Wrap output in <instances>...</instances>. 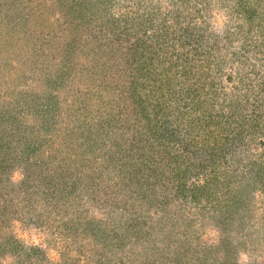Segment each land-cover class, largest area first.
I'll use <instances>...</instances> for the list:
<instances>
[{
  "label": "rangeland",
  "instance_id": "rangeland-1",
  "mask_svg": "<svg viewBox=\"0 0 264 264\" xmlns=\"http://www.w3.org/2000/svg\"><path fill=\"white\" fill-rule=\"evenodd\" d=\"M0 197V264H264V0H0Z\"/></svg>",
  "mask_w": 264,
  "mask_h": 264
},
{
  "label": "trees",
  "instance_id": "trees-1",
  "mask_svg": "<svg viewBox=\"0 0 264 264\" xmlns=\"http://www.w3.org/2000/svg\"><path fill=\"white\" fill-rule=\"evenodd\" d=\"M185 53H184V55H185ZM62 64L69 66L67 59H65ZM94 80H95L94 82H96L97 77H94ZM170 82H171L169 84L170 89L176 91L174 83L172 81H170ZM184 82H187L186 79L184 80ZM184 84H185V86H183V84H182V88L184 87V89H185L188 86H186L187 83H184ZM98 85H100V88L98 89V91L100 89H102L104 92H106L108 90V84H106L105 82L99 83ZM187 89H190V88H187ZM177 91H178V95H180V92H179L180 90H177ZM193 91H195V90L193 89ZM138 100L140 102L142 101V99L139 97H138ZM257 116L260 117L259 115L255 114L254 118H258ZM248 128L251 129V130H249L250 133L256 132L254 130L255 125L254 126L248 125V122L244 118H236V119H233L231 121H229V119H225L223 121V123L221 120L214 121V126H211V128L207 131V143H208L207 145L211 149L225 148L229 144L231 147V143L234 141V139L236 137H238L239 141H241L240 132H242L243 130H247ZM253 131H255V132H253ZM229 141H231V142L227 143ZM216 157H218V155H216ZM220 157L221 156H219V158ZM1 172H2V169H1ZM5 177H7V174L5 175ZM227 183H228V181H226V184ZM224 187H225V185H224ZM222 190H223V186L220 188H218L217 185L214 188L208 186V187L203 188V190H200L201 193H198L200 195H198L197 197L195 196V197L197 198L198 201H200V199L204 197L206 201H210V200L212 201L213 200L214 204L215 203L219 204L222 201V197H220V194L223 193V191H224V190L223 191ZM218 193H220V194H218ZM236 200H238V199H236ZM226 201L228 202V200H226Z\"/></svg>",
  "mask_w": 264,
  "mask_h": 264
}]
</instances>
